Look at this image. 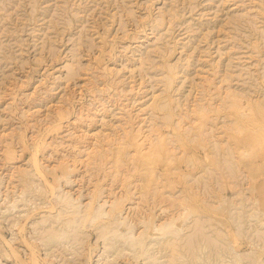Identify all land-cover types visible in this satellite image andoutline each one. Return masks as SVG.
Instances as JSON below:
<instances>
[{
	"label": "rangeland",
	"instance_id": "rangeland-1",
	"mask_svg": "<svg viewBox=\"0 0 264 264\" xmlns=\"http://www.w3.org/2000/svg\"><path fill=\"white\" fill-rule=\"evenodd\" d=\"M0 264H264V0H0Z\"/></svg>",
	"mask_w": 264,
	"mask_h": 264
},
{
	"label": "bare ground",
	"instance_id": "bare-ground-1",
	"mask_svg": "<svg viewBox=\"0 0 264 264\" xmlns=\"http://www.w3.org/2000/svg\"><path fill=\"white\" fill-rule=\"evenodd\" d=\"M218 46H219V45H218ZM203 60H204V59H203ZM158 138H159V137H158ZM91 153H92V152H91ZM147 157H148V156H147ZM140 158H141V157H140ZM35 167H36V166H35ZM71 181H72V180H71ZM109 195H110V194H109ZM101 202H102V201H101ZM103 203H105V202H103ZM105 205H106V204H105ZM99 206H100V205H99ZM72 207H73V206H72ZM76 207H77V206H76ZM104 207H105V206H104ZM90 208H91V207H90ZM100 209H101V208H100ZM90 210H91V209H90ZM90 210H89V211H90ZM98 212H99V210H98ZM100 212H101V211H100ZM110 212H111V211H110ZM114 213H115V212H114ZM101 214H103V213H101ZM96 216H97V215H96ZM104 216H106V214H104ZM86 217H87V215H86ZM75 218H77V217H75ZM223 218H224V217H223ZM92 220H94V219H92ZM97 220H98V219H97ZM122 220H123V219H122ZM170 222H171V221H170ZM171 223H172V225L170 224L169 226H170V228H171V226H172L171 229H173V228H174V227H173V222H171ZM166 224H167V223H166ZM174 224H175V223H174ZM199 225H200V224H199ZM164 226H165V225H164ZM164 226L162 227V229L164 228ZM166 226H168V224H167ZM174 226H175V225H174ZM153 227H154V226H153ZM165 228H166V229H167V228L170 229L169 227H165ZM175 228H176V227H175ZM198 228H199V230L201 229L200 227H198ZM154 229H155V230H159V229H157V228H155V227H154ZM166 229H165V231L168 230V229H167V230H166ZM48 230H49V229H48ZM148 230H149V229H148ZM178 230H179V229H178ZM160 231H161V229L159 230V232H160ZM165 231H164V232H165ZM169 231H170V230H169ZM172 231H173V230H172ZM172 231H171V232H172ZM46 232H47V231H46ZM150 232H151V231H150ZM159 232H158V233H159ZM161 232H162V233H161V235H162V234H163V230H162ZM200 232H201V231H200ZM166 233L168 234V232H166ZM177 233H178V232H176V235H177ZM195 233H196V232H195ZM43 234H44V233H43ZM174 234H175V232H174ZM174 234H172V236H174ZM200 234H201V233H200ZM163 235H165V233H164ZM129 236H130V235H129ZM132 236H133V235H132ZM132 236H131V237H132ZM147 236H148V235H147ZM105 237H106V236H105ZM131 237H130V238H131ZM153 237H154V236H153ZM163 237H164V236H163ZM200 237H201V236H200ZM103 238H104V237H103ZM156 238H157V237H156ZM206 238H207V237H206ZM142 239H143V238H142ZM154 240H155V239H154ZM206 240H207V239H206ZM131 241H132V240H131ZM133 241H134V240H133ZM193 241H194V240H193ZM213 241H214V240H213ZM207 242H208V241H207ZM8 243H9V242H8ZM136 244L139 245L140 242H139V243H136ZM144 244H145V243H143V245H144ZM209 244H210V243H209ZM212 244H213V243H212ZM218 244H219V242H218ZM186 246H187V245H186ZM190 246H191V242H190ZM210 246H211V245H210ZM214 246H215V245H214ZM217 246H219V245H217ZM220 246H221V245H220ZM141 247H142V246H141ZM143 247H144V246H143ZM143 247H142V248H143ZM175 249H176V248H175ZM146 250H147V249H146ZM188 251H189V250H188ZM144 252H145V251H144ZM31 253H32V252H31ZM114 260H115V259H114ZM150 260H151V259H150ZM257 261H258V260H257ZM22 262H23V261H22ZM173 262H174V261H173Z\"/></svg>",
	"mask_w": 264,
	"mask_h": 264
}]
</instances>
